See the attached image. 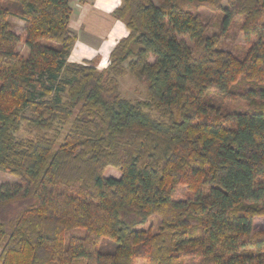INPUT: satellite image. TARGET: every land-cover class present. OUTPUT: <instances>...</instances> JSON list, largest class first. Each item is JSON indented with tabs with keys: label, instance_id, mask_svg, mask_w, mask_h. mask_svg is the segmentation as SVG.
<instances>
[{
	"label": "trees",
	"instance_id": "16d2710c",
	"mask_svg": "<svg viewBox=\"0 0 264 264\" xmlns=\"http://www.w3.org/2000/svg\"><path fill=\"white\" fill-rule=\"evenodd\" d=\"M158 2L121 0L128 34L98 69L67 61L69 0H0V264H264V0ZM235 19L244 45L225 48ZM126 74L145 98L121 95Z\"/></svg>",
	"mask_w": 264,
	"mask_h": 264
},
{
	"label": "rangeland",
	"instance_id": "374dc122",
	"mask_svg": "<svg viewBox=\"0 0 264 264\" xmlns=\"http://www.w3.org/2000/svg\"><path fill=\"white\" fill-rule=\"evenodd\" d=\"M69 1L71 3L72 8H74V6H78L83 2L88 3L90 0H69ZM153 1L156 4L159 3L158 0H153ZM76 10H78V8H75L73 12V18L80 20L82 15L84 14L85 8L84 6L82 7V12L81 10H78V12ZM199 12L203 20L209 24L208 33L210 34V33L217 31V26L215 24L216 18L212 17L211 12L206 8H200ZM87 18H88L87 22H90V21L100 22L99 20L100 18L94 16L93 11H91V13L87 15ZM9 20L11 22L13 29L22 36L24 23L17 17H13V16H11ZM239 23H240V20L235 19L231 27H229L227 31V35L221 38V43L223 47L230 48V49L231 48L236 49L237 47H241L242 45H244V39H243L242 33L240 32L238 28ZM192 48H194V52L197 51L194 46ZM17 50L22 55H24L25 53H26L25 55H27V51H26L27 48L25 47L22 41L18 43ZM118 81H119V90L122 96L128 99H142L146 97L145 84L140 82L137 78L133 77L132 75L126 74L123 77H121ZM227 106L234 107V108L235 107L244 108L245 104L230 103ZM27 115H30L29 111H27ZM64 126L66 127V125ZM65 127H61V130L57 132L58 141L62 140L63 134L65 133V129L67 128ZM30 133L33 134L35 133V131L33 129H30L25 123H22L21 126L19 127V130L14 133V137L16 140H20V139L27 137L28 135H31ZM54 133L56 132L52 130H49L46 132V134L49 136L53 135ZM103 174L104 176L118 177L119 170L117 168L109 166L104 169ZM15 181H16V178L13 175H11L8 171L0 170V186L9 185V184L14 183ZM186 193L189 194V191L187 189L185 190L184 187H180L178 188L176 195L177 197H184ZM157 224H158V218L156 216H153L146 222V224L144 225V229L150 226L151 230L155 231L157 229ZM262 234H264V219L256 218L254 220V225H253V235L258 236ZM135 264H149V263L145 262L144 260L136 259Z\"/></svg>",
	"mask_w": 264,
	"mask_h": 264
},
{
	"label": "crops",
	"instance_id": "0c3cea01",
	"mask_svg": "<svg viewBox=\"0 0 264 264\" xmlns=\"http://www.w3.org/2000/svg\"><path fill=\"white\" fill-rule=\"evenodd\" d=\"M120 4L121 0H90L88 3L83 2L74 6L73 12L75 8L82 12L83 6L85 11L80 20L73 18V12L71 14L69 27L75 33L76 39L69 51L68 62L81 63L84 60L99 57L98 69L108 64L111 49L128 34L124 22L112 15V11ZM91 11L94 16L100 18H97L100 22H87V15Z\"/></svg>",
	"mask_w": 264,
	"mask_h": 264
}]
</instances>
